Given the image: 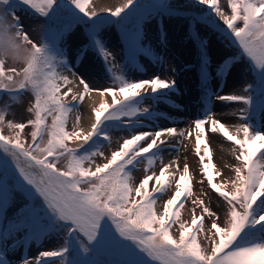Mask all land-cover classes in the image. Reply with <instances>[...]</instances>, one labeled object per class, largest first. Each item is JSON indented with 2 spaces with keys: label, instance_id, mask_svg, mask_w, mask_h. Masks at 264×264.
I'll return each mask as SVG.
<instances>
[{
  "label": "snow or ice",
  "instance_id": "1",
  "mask_svg": "<svg viewBox=\"0 0 264 264\" xmlns=\"http://www.w3.org/2000/svg\"><path fill=\"white\" fill-rule=\"evenodd\" d=\"M196 2L208 6L223 21L258 75L264 92V0H227L230 16L222 11L218 0ZM88 5L89 0H0V90L9 93L11 103H19L23 92L31 91L27 112L33 117L26 124L14 123L6 121L10 103L6 102L0 109V125L6 123L8 129L17 130L14 136L0 134V153L3 154L0 156V264H8L5 255L10 241L12 246L23 245L52 233H63V243L55 250L41 251L36 264H51L43 258L53 257H59L60 264H264V131L256 130L251 123L239 125L232 133L211 114L194 121L196 153L202 174L228 206L224 226L212 223L215 233L211 237L210 253L201 247L195 235V231L202 228L201 216L193 215L187 227L180 223L182 230L178 239L169 232L172 224L180 221L179 209L189 193L187 165L183 174L175 179V192L164 202L162 213L154 206L158 196L172 184L166 177L169 165H164L158 176H145L138 185L132 183L131 171L139 160L147 157V164L152 165L159 158L161 146L168 143L161 137L165 134L182 136L183 132L169 127L153 133L133 134L123 140L107 162L97 164L94 170L85 167V164L91 165L96 156L104 155L99 141L110 140V129L135 128L139 121L133 118L140 112L149 114L148 108L138 107L149 88L151 98L155 99L157 93L175 87L174 79L158 76L139 81L114 76L118 89L98 90L101 96L110 94L112 101L111 104L100 103L94 109L91 129L86 133L66 131L67 115L76 105L63 99L72 88L61 93V87L72 83L65 73L75 75V72L61 44L73 25L87 21V47L97 51L106 64L114 60L99 34L103 21ZM156 5L171 10L165 0H156ZM25 9L44 18L38 40H33L24 30L17 14L18 10ZM103 11L118 18L119 23L130 12H141V5L139 0H125L115 10ZM202 19L216 26L214 19ZM132 32L134 35L128 32L124 35L129 62L144 51L141 29L134 26ZM197 39L203 46V41ZM157 59L162 62V58ZM7 60L20 63L22 67H5ZM79 83L84 90L72 95L71 101H83L84 94L93 91L83 77L79 78ZM251 90L252 85H248L245 92L251 93ZM117 95L121 99H117ZM216 98L253 104L250 94ZM261 110H264V101ZM248 111L241 110L245 121L250 120V115H246ZM49 116L51 124L47 123ZM124 117L129 118L127 124ZM207 122L211 124L212 133L219 128L226 140L236 146L233 153L239 165L234 169L231 190H223L222 184L214 183L209 171L213 163L205 139ZM26 125L32 128V142L28 144L20 138ZM71 139L81 143L69 148L66 141ZM61 160L63 166H59ZM152 180L154 184L149 190ZM199 203L203 213L214 215L202 200ZM10 208L13 209L11 216L8 215ZM23 264H29L27 258Z\"/></svg>",
  "mask_w": 264,
  "mask_h": 264
},
{
  "label": "rangeland",
  "instance_id": "2",
  "mask_svg": "<svg viewBox=\"0 0 264 264\" xmlns=\"http://www.w3.org/2000/svg\"><path fill=\"white\" fill-rule=\"evenodd\" d=\"M195 0H193L194 2ZM166 4L171 10L160 9L156 5V0H139L141 5V12H130L128 16L117 22L118 18L110 17L103 9L115 10L125 3V0H110L109 3L103 0H89V10H95L99 13L103 23L100 27V36L103 39L104 45L113 54L114 60L112 64H106L104 59L89 45L88 37V22L81 21L73 25V28L79 29L82 38L85 39L82 56L79 55V64L74 70L78 77H85L90 80V84H95L98 88H112L118 89L119 83L114 79V76L123 75L126 79L131 81H139L143 79H152L153 77H160L162 79L175 81V87L170 92L173 94L174 101H177L178 106L171 107L160 103L156 99L145 96V99L138 105L140 109L148 108L149 114L140 112L137 117L133 119L138 120L139 123L135 128H112L109 135L110 140H100L101 150L103 156H96L91 165L85 164V167H91L93 170L97 164L107 162L113 151L119 150V145L123 143L124 139L131 138V135L144 132L143 121H152L153 127L148 129V132L157 131L166 128H173L176 126L177 132H183L179 135L177 142L171 148L157 158L152 165L147 164V157L139 160L135 168L132 169V183L138 185L145 176H158L160 169L164 165H169L166 171L168 180H172L170 187L166 188L162 195L158 196L157 203L154 206L160 213L163 211L164 202L170 199L175 192V176L177 172L183 174L185 165L189 167L190 189L187 196L183 198V207L180 211V221L169 228V232L174 238L179 237V232L182 230L179 227L180 223H184L187 227L191 224L193 215L201 216L203 219L202 228L195 231L197 241L202 248L209 253L211 250V237L215 233L212 228L213 221L218 225L224 226L226 221V214L228 206L222 197H219L208 185L207 178L202 174L201 167L196 170L193 164L196 165V160L199 158L196 151L192 150V144L196 146V130L194 121L197 119H206V114H211L212 117L222 124L224 120L217 118L213 113L210 104L215 94L222 92L225 95H248L253 98L251 106L245 105L242 101H225L226 111L229 113V119H235L234 125L230 132L235 133L239 125L248 122L251 123L256 130L264 131V110H261V102L264 101V92L261 91L259 77L249 63V60L243 51L239 48L235 38L230 35L229 30L223 25V21L215 15L206 5H199L198 3L190 8L189 0H165ZM222 11L226 15H231L230 8L227 5V0H218ZM191 5V6H192ZM187 7V8H186ZM21 18V23L24 30L28 32L33 40L41 38L42 25L45 23L44 18L34 15L31 11L25 9L17 12ZM202 17H207L208 20H215L216 26L206 22ZM239 23V22H238ZM141 29V44L144 51L139 52L132 62H129L127 46L124 39L125 32L134 35L133 27ZM72 28V29H73ZM71 29V30H72ZM199 37L203 41V46L198 41ZM79 54V53H78ZM162 58V62L157 59ZM212 62L216 63L218 74H210ZM15 66L22 67L20 63H15L7 60L5 67ZM111 68V71H109ZM216 73V72H215ZM232 76V77H231ZM69 79L71 77L69 76ZM248 85H252L251 93H246L245 89ZM63 85L61 93L67 91L68 87ZM64 99V98H63ZM117 99H121L117 95ZM32 100L31 91H25L20 96L19 103H11L9 101V93L0 90V109L3 108L6 102L10 103L7 109L6 121L11 120L14 123H25L28 119L33 118L32 114L27 112ZM65 100V99H64ZM66 101V100H65ZM112 101V96H111ZM68 102V101H67ZM72 103V102H70ZM75 104V103H72ZM68 113L65 122V130L72 132L78 127L79 117L82 115V108L77 106ZM242 109H249L246 115H250V120L245 121L241 116ZM160 111L176 113L177 117H183L182 121L176 122L166 121L165 117L158 116ZM94 116V115H93ZM94 118V120H93ZM127 124L129 118H122ZM52 117L49 116L47 123L51 124ZM95 121V116L92 117ZM118 124L119 122H111ZM157 123V125H154ZM173 123V124H169ZM206 123V133L208 130ZM225 125V124H224ZM211 126V124H210ZM194 131V143L188 136V130ZM219 131V128L217 129ZM17 130L8 129L6 123L0 125V134L6 136H14ZM30 125H26L24 130H21L20 138L25 143H31ZM242 137V132L240 133ZM215 138L219 141L222 139L220 135ZM47 139V136H45ZM227 141V140H226ZM81 141L71 139L66 141L69 148L79 146ZM192 143V144H191ZM230 151L227 154V169L224 173L216 176V163L212 160L213 168L209 171L214 176V183L222 184L223 190H231V180L235 178L234 169L239 165L235 159L233 148L236 147L231 142ZM209 144V151L211 150V143ZM203 147V146H202ZM3 154L0 153V156ZM211 156V154H210ZM212 159V157H211ZM175 161V163H172ZM199 161V160H198ZM161 162H165L164 164ZM64 161H60L59 166H63ZM179 166V171H177ZM131 167V166H129ZM168 173H174V176H168ZM183 183V182H182ZM154 184V183H152ZM149 182V190L151 187ZM158 187V186H157ZM134 196V192L132 193ZM139 199V197H136ZM214 213L208 216L203 213L200 206V201ZM195 202V203H194ZM13 209H9L8 215H12ZM219 240V237H216ZM63 243V233H52L39 240H30L26 244L12 246L9 242L5 259L8 264H22L27 258L29 264H36L41 251L55 250ZM51 262V264H60L59 257L43 258Z\"/></svg>",
  "mask_w": 264,
  "mask_h": 264
},
{
  "label": "bare ground",
  "instance_id": "3",
  "mask_svg": "<svg viewBox=\"0 0 264 264\" xmlns=\"http://www.w3.org/2000/svg\"><path fill=\"white\" fill-rule=\"evenodd\" d=\"M104 2L109 3L110 0H103ZM189 4L190 8H193L195 4H197L196 0L193 2V0H189ZM193 4V5H192ZM192 5V6H191ZM187 8V7H186ZM79 29L77 28H73L68 36L65 38V40L62 42L61 47H63L65 49L66 52V57L67 60L71 66V68L73 69V71L75 69H77V66L79 64V54L81 52V50L83 49L84 43H85V39H83L81 36L82 34L79 33L80 31H78ZM216 67V63L212 62L211 64V69L209 68V73L210 74H218L219 70H217ZM218 71V72H217ZM216 72V73H215ZM66 75L71 77V87L72 88V92L69 93V95L67 97H64V99L68 102H73L75 104H77V106H80L82 108V115L78 116L79 120H78V127L76 128V131H83V132H87L91 129V125L92 123H94V118L92 120V117H94V109L99 107L100 103H108L111 104V95L105 93L103 96L100 95V92L98 90H102L103 88H98L96 87L95 84H90V80L86 79L85 77L83 78L87 84L89 85V87L91 89H93V91L91 92H87L84 94V99L83 101H71V96L72 95H79V93L83 92V85L79 83V77L78 75L80 74H76L73 75V72H66ZM83 77V75H82ZM232 77V76H231ZM69 84H67L68 87ZM171 89H166V90H162L160 93L156 94L155 99L158 100L160 103H165V105L167 106H171V107H175L178 106L177 101H174V96L173 94L170 92ZM222 92L220 91L219 93L215 94L214 97L211 100V104L210 107L213 111V113L217 116V118H222L224 120V124L225 127L231 131L234 130L232 129L233 127H235L234 125V121L235 119H229L227 120L228 117V112L226 111L224 102L222 100H218L216 97L219 95H225L224 93L221 94ZM153 94H151V89H148V93L145 96H149L152 97ZM173 96V97H172ZM154 100V99H153ZM158 116H163L165 117L166 121L169 122H176L177 120H181L183 119V117H177L176 113H170V112H164V111H160L158 114ZM153 120H149V121H143L142 125L144 126V132H148V129H151V127H153V125L151 124ZM169 124H173V123H169ZM154 125H157V123H154ZM174 129H176V126L173 127ZM210 124H208V130L206 133V137L205 139L211 143V150L209 151L212 157V160L216 163L217 166V171L221 174L224 173V171L227 169V154L228 151H230L231 145L229 143V141H226V138L223 136V134L220 132V130L216 133H212L210 131ZM231 128V130H230ZM235 131V130H234ZM154 131H151L149 133H153ZM188 136L191 138V142L194 143V131L192 130H188ZM220 135V137L222 139H220L219 141L215 138L216 135ZM161 139H166L168 141L167 144L162 145L161 146V151L158 154V156L161 157V159H163V156H161V154L165 153L167 151L168 148H171L173 146V144L175 142H177V140L179 139V135L176 136H167V134H165L164 136L161 137ZM192 144V143H191ZM192 150L196 151V146L195 144H192ZM203 148V147H202ZM203 154V152L201 151V155ZM197 155V154H196ZM198 156V155H197ZM199 160V161H198ZM196 165L193 164V167L198 170L201 166H200V159L198 158L196 160ZM207 162V161H205ZM161 163H165V162H161ZM179 171V166L177 168ZM152 172V175L149 176H155L153 171H150L149 173ZM181 174L177 172V175L175 176V179H178L179 176ZM152 183H154V180L150 181V185H153ZM158 186V185H156ZM18 264V263H16ZM23 264V263H22Z\"/></svg>",
  "mask_w": 264,
  "mask_h": 264
},
{
  "label": "trees",
  "instance_id": "4",
  "mask_svg": "<svg viewBox=\"0 0 264 264\" xmlns=\"http://www.w3.org/2000/svg\"><path fill=\"white\" fill-rule=\"evenodd\" d=\"M76 147H78V146H76ZM76 147H73V148H76ZM87 147V146H86Z\"/></svg>",
  "mask_w": 264,
  "mask_h": 264
}]
</instances>
